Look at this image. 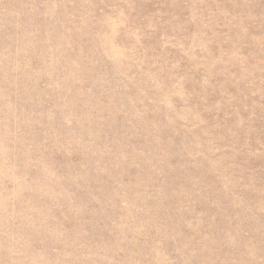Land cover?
<instances>
[{
	"label": "rangeland",
	"instance_id": "1",
	"mask_svg": "<svg viewBox=\"0 0 264 264\" xmlns=\"http://www.w3.org/2000/svg\"><path fill=\"white\" fill-rule=\"evenodd\" d=\"M0 264H264V0H0Z\"/></svg>",
	"mask_w": 264,
	"mask_h": 264
}]
</instances>
